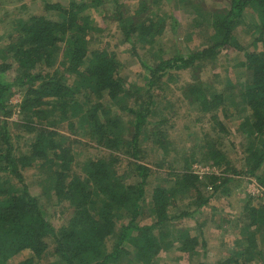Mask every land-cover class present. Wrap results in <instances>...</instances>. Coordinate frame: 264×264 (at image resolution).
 <instances>
[{
  "label": "trees",
  "instance_id": "16d2710c",
  "mask_svg": "<svg viewBox=\"0 0 264 264\" xmlns=\"http://www.w3.org/2000/svg\"><path fill=\"white\" fill-rule=\"evenodd\" d=\"M110 1L116 2L70 0L66 7L54 3L47 8L57 11L59 19L18 16L3 33L9 41L0 47V264H10L24 250L30 256L12 264H153L165 251L196 255L199 243L206 247L199 235H191L177 221L207 205L212 193H204L202 187L217 191L233 175L211 171L199 177L192 158L178 170L160 172L155 178L163 182L152 186L148 179L154 171L141 163L146 158L141 140L152 135V145L167 150L163 125L169 118L155 112L153 97L163 90L164 77L171 80L172 71L190 72L183 97L200 113L211 114L213 127L204 134L200 165L239 174L232 170L218 136L229 131L221 118L238 115L236 128L245 141L240 174L255 178L264 188V0H227V8L203 13L194 6L190 27H203L207 41L203 48L186 53L175 42L173 15L157 13L143 0L133 13L117 10L113 19L123 41L136 56L139 46L149 55L142 61V85L122 76V62L110 44H92L105 24L87 10ZM240 30L250 34L254 50L239 43ZM165 38L170 47L162 55L156 41ZM235 52L242 58L231 66L233 71L244 70L242 80H231L224 65L206 76L221 63L220 55ZM9 59L16 64L12 80L1 78L11 68ZM13 88L21 93L19 122L8 120ZM119 112L129 117L128 135L120 127ZM152 117L157 122L148 128ZM11 127L32 136L24 142L25 152L14 146ZM82 138L107 153L79 160L76 145L83 144ZM30 169L43 176L41 195L31 194L25 183L23 172ZM190 190L195 197H190ZM244 195L242 214L227 219L240 226L244 248L239 258L230 255L220 264H248L255 255L264 264V250L252 252L257 233L264 244V197ZM48 203L70 211L58 227L45 215L42 205ZM48 255L56 260L44 263Z\"/></svg>",
  "mask_w": 264,
  "mask_h": 264
},
{
  "label": "rangeland",
  "instance_id": "374dc122",
  "mask_svg": "<svg viewBox=\"0 0 264 264\" xmlns=\"http://www.w3.org/2000/svg\"><path fill=\"white\" fill-rule=\"evenodd\" d=\"M139 0H116V2H106L104 5L99 6H89L87 12L96 19L100 24H105L102 28L103 30L95 37V42L100 48H112L118 56V59L122 62L121 74L126 81L129 83L134 82L138 85L143 84V75L146 73L142 67V61L149 58V55L144 51L145 47H136V56L131 52L130 44L123 41V37L116 29V23H114L113 17L117 10L128 11L133 13V9L137 7ZM151 3V8L157 13H167L173 15L177 18V30L174 34L175 42H177V47L186 53L189 50H198L206 45L207 32L203 30V27L199 30L192 31L190 27L192 23V16L194 12V6L202 9L201 13L205 12L206 9H222L228 7L227 0H143ZM70 0H0V47L5 45L9 39H4L3 33L11 28V21L14 17L21 16L22 18H27L30 15H45L57 20L58 14L54 9L47 8L48 5L54 3H60L64 7L68 5ZM112 2V3H111ZM114 3V4H113ZM104 13V16L102 15ZM115 13V14H114ZM251 14V13H250ZM249 14V15H250ZM248 15V18H250ZM103 16V17H102ZM253 16V15H252ZM200 18V16H199ZM113 19V20H112ZM169 20V19H168ZM202 21V19L200 18ZM188 32V34H187ZM236 37L239 43L247 50L252 51V37L246 31L240 30L236 33ZM169 39V37L167 38ZM156 46L161 48V54L165 55L169 51V43L166 38L165 40L156 41ZM179 50V51H180ZM237 52L230 55H220L221 63L212 70L206 71V76H212L210 72H218L221 70V66L224 65L225 68L228 66L230 79L233 81H240L245 77V72L242 69H236L233 71L232 64L239 61L240 54L236 55ZM165 57V56H164ZM11 63V68L5 72V75H1L2 79L12 80L16 74V64L10 59L8 61ZM208 72V73H207ZM172 78L169 80L168 77H164L163 90L160 94H156L153 97L154 109L158 114L161 111L163 114L167 115L169 118L163 127L167 132V141L165 145L167 150L161 149L160 147L153 146V137L151 135L147 140H141L140 145L145 150L146 158L141 163L151 166L154 171L148 179L150 185H155L157 183L163 182V178H155L160 172H169L170 170H178L179 166H183L186 161H191L192 168L198 173L199 177H202L207 172L213 171L214 173L226 175H233V180L228 182L225 186L213 191L210 189L206 190V187H202L201 191H209L212 193V197L207 203V205L202 206L193 212V214L179 219L177 221V226L180 228H186L189 230L191 235H199V239H203L206 247L203 249L201 243L196 248L199 254H185L180 251L173 250L165 251L159 254L155 258L153 264H220V262L230 255L233 258H239L241 256L240 251L244 248V243L239 242L240 238V226L229 222L228 218H238L242 214L244 205L246 204L245 192L250 195H256L259 197H264V188L255 182L253 177H245V175L240 174L244 166V144L245 141L242 136L237 131V125L239 122L238 115H231L230 118L222 119V122H226L228 127L227 132L219 133L218 136L221 138V148L224 150L228 159L231 161L236 173L224 172V170L216 169L215 167H209L206 165H200L198 160L202 156L201 146L203 145V137L206 132H208L213 125L209 122V116L211 114L200 113L195 107L191 106L183 97L182 89L186 83L190 80V72L188 70L183 71H172ZM221 79L224 78V72L221 73ZM203 73V78L206 79ZM210 80V77L207 78ZM15 93L10 98V103L13 107V114L8 120L10 122H19L18 115V103L20 101L21 93L13 88ZM133 99L134 97H130ZM153 106V105H152ZM158 116V115H157ZM120 127L127 134L126 128L128 115L123 112H119ZM2 117H0V120ZM157 122L155 118L152 117L150 123H148V128H151L153 124ZM160 128V127H159ZM64 129V128H63ZM12 142L15 147L21 148L24 152L25 141L32 136L24 132L22 129L17 127H11ZM64 131V130H63ZM67 134V133H66ZM128 135V134H127ZM82 145H76L78 150V159L83 160L85 157H99L107 153V151L98 147L94 142L87 140V138L80 139ZM155 143V142H154ZM16 151H18L16 149ZM165 157L164 161L159 164L160 159ZM131 159L130 157H128ZM126 161L122 162L121 167L124 169L126 167ZM79 170V167H78ZM34 169L26 170L23 172L25 183L29 187V192L33 195H41L44 189L43 176H37ZM42 177V178H41ZM245 177V181H244ZM224 189V190H223ZM205 193V192H204ZM195 191L190 190V197H195ZM41 200H46V197H42ZM43 201V202H44ZM256 201V200H253ZM43 209L47 218H49L55 227H58L69 216V209L61 207V205L53 204H43ZM238 237V239H236ZM257 246L252 249L255 253L258 250H264L263 235L256 234ZM51 241V240H50ZM49 248H53V244L49 245ZM28 250H24L19 254L12 257L9 262L10 264L17 262L30 256ZM177 255V256H175ZM179 257L178 261L177 257ZM174 259V260H173ZM51 255L43 257V262L54 261ZM253 262L248 264H263V261L258 257L252 258ZM60 264V263H57Z\"/></svg>",
  "mask_w": 264,
  "mask_h": 264
}]
</instances>
